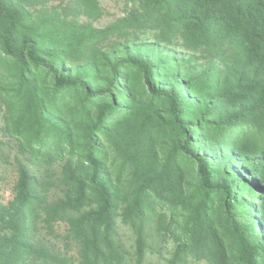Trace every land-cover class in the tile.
<instances>
[{
    "label": "trees",
    "instance_id": "1",
    "mask_svg": "<svg viewBox=\"0 0 264 264\" xmlns=\"http://www.w3.org/2000/svg\"><path fill=\"white\" fill-rule=\"evenodd\" d=\"M130 1L99 28L0 0V264H127L119 219L137 264H264V0ZM123 31L153 37L103 49Z\"/></svg>",
    "mask_w": 264,
    "mask_h": 264
},
{
    "label": "rangeland",
    "instance_id": "2",
    "mask_svg": "<svg viewBox=\"0 0 264 264\" xmlns=\"http://www.w3.org/2000/svg\"><path fill=\"white\" fill-rule=\"evenodd\" d=\"M102 8V16L98 19H91L82 14H76L75 6L71 0H50L48 6L57 8V12L62 15H67L69 20L78 23H92L95 27L104 28L119 19L128 15V13L134 8V4L130 0H98ZM153 37V32H142V31H123L113 34L107 41L103 44V49L111 51L116 49L115 55L121 52L123 48H130L137 46L138 43H142L146 40H150ZM139 44V45H140ZM2 113V105L0 101V119ZM6 141V151L10 147H7L11 140H6L7 138H2ZM14 144V142H12ZM16 182V176L7 167H0V203L6 204L14 196V185ZM119 221V237L120 240L125 244L128 250L127 254V264H137L135 260V248H136V231L134 227L130 224H125ZM55 229L59 233H64L66 230V225L63 222H58L55 225ZM175 243L174 240L168 238L167 240H157L156 242L150 241L148 245L145 258L140 264H167L172 258L174 252ZM191 264H206L201 263H191Z\"/></svg>",
    "mask_w": 264,
    "mask_h": 264
}]
</instances>
